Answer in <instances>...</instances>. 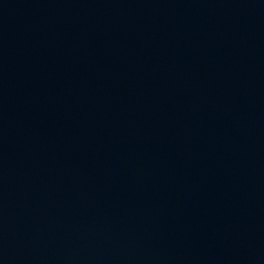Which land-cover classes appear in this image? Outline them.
<instances>
[{"label": "water", "instance_id": "obj_1", "mask_svg": "<svg viewBox=\"0 0 264 264\" xmlns=\"http://www.w3.org/2000/svg\"><path fill=\"white\" fill-rule=\"evenodd\" d=\"M0 264H264V0H0Z\"/></svg>", "mask_w": 264, "mask_h": 264}]
</instances>
